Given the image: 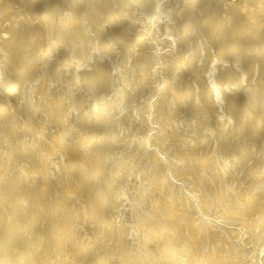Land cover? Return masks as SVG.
Wrapping results in <instances>:
<instances>
[{
    "label": "bare ground",
    "instance_id": "6f19581e",
    "mask_svg": "<svg viewBox=\"0 0 264 264\" xmlns=\"http://www.w3.org/2000/svg\"><path fill=\"white\" fill-rule=\"evenodd\" d=\"M36 1L37 0H34V2ZM54 1L55 0H53L52 2ZM161 1L162 0H118V2L122 3V5L127 4V6L121 5L122 6L121 9H118L119 14L125 15L127 17L130 16L129 18L130 23H128L130 25L127 26V27H130L133 25L132 22L135 23L136 10H137L139 14L142 15L143 17L142 20L147 21V23L151 25V28L153 30L155 26L152 23L156 22L158 15L161 14L162 12L161 6H160ZM177 1L179 2V8L177 9L178 10L177 15L173 13L174 15L172 17L168 16V19L166 20V22L168 23H171L170 20L174 18L178 20H182V24H181L182 29L180 28V30L182 31H180V33L178 32L177 34L178 35L185 34L187 30L189 31V30H192L193 28L194 29L198 28L199 25L200 26L202 25V27H204L205 30H204L203 35L198 34V32L196 31L197 34L195 36L196 37L198 36V38H194L195 39L194 40L195 52L191 55L190 61L189 59L185 60L181 58V60L184 62V63L181 62L183 64L179 65L178 61H174V62H170V64L167 65L165 68V71L167 73L166 76L168 77L170 75V76L175 77L174 79H176V82L173 81V85L171 84L169 79H167L166 81L167 89L170 90L173 86H175L176 88H178L177 89L178 91H181V90L183 91V96H180L176 93L172 94V97H176V98L171 97L172 99L170 98L169 101H165L164 104L162 103L161 105L162 108L157 107V110L155 109V111L157 114L164 116L162 117L163 120H162V123L160 124L163 125L164 127L163 130H165L166 132L168 131L169 133L168 136L164 135L161 138L162 139L163 138L166 139L167 137L175 138L174 143L176 142V145H177L175 148L176 150L177 149L178 150L174 154V157L176 158L178 157L177 160H180V159H186L185 155H187L188 156L187 161L190 160L189 158H191V161H188V164L190 165V167L194 168V170H196L197 172H198L197 169L199 166L201 167L204 166L205 168L203 172L204 175L202 176L199 174V178L202 179L203 181L206 178H208L210 180V184L214 186L213 188L216 187L217 192H218V194L216 193V195H218V197H216L217 200L220 201V200L227 199L226 206L228 205V209L226 213L225 212L223 213L224 216H220L221 218L218 217L217 220L213 221L212 223L208 221H205V223L204 221L201 222L199 226L200 227L199 229H201L200 230L201 235L197 233L199 232L197 231L198 228H194L196 229L195 231L197 235L199 234L203 238H205V236L210 238L209 236L211 235V232H213L215 235L213 236V238L209 240L210 242L207 241L208 244L205 245V240H207L206 238L201 240L200 242L201 244H199L200 237L199 235L198 236L195 235V231H194V235L192 236L189 235L190 240L188 241L190 242L187 241L186 243L187 245L185 243L183 244V242L179 243L180 240L182 241V239L184 238L182 236L184 235V231H187L189 233L190 231L192 232V230L190 229H193V228L189 229V226L187 225L184 226L183 224H180L182 220L179 221V219H182L181 216L184 217L185 215L184 212H186L185 210L191 209V207L190 206H188L187 208L182 207L183 204L186 203L185 197L179 191H176V189L174 190L171 189L173 190V192L170 194H172L173 197L178 198L177 200H180L179 205L181 206L184 212H182L179 215L175 214L174 208H172L171 206H168L166 199L162 200L163 201L162 204L166 203V204H163L165 206H163L162 209L160 206L161 203L160 204L157 203L158 200L156 198L154 201H152L155 203V205H157L158 212L162 214V218H163L162 220L160 219L161 216L159 213L158 214L160 217L156 215L155 213L156 211L152 212L154 213L153 215H151L152 213L149 214L150 211L147 213L146 210H148L147 209L148 207H146V210H145V206L143 205L146 203V201L144 202L146 195H149L151 190L153 192L156 189V186L158 185L157 182H159L163 178L162 172L160 171L161 163L158 162V159L161 158V155H156V152L154 151L147 152L146 146H144L142 142L144 141V139L140 135V131L138 128L140 122L143 120V117L147 121L149 120V115L147 114L143 115L142 108L144 106L142 105L141 100H139V98L142 97L141 92L138 91L140 92V95L137 94L136 99L132 98L133 100H129L130 91L133 87L132 83L134 84L136 82H140L138 84H139V88L141 89L142 87H145V85L148 84V82H150L148 80V77L152 71L151 69L152 66L150 62L152 61V58H153V52L150 51L149 48H144L141 50L142 52L141 54H143V56L141 57H143V59L141 58V61L140 59L137 62L135 61L134 64L136 65L134 64L129 65V63L132 62L129 60L130 57L128 59V61L130 62L121 61L124 63V65H122L123 63L121 64L122 67L120 66V69L122 71H125V70L130 71V72L133 70L135 71L134 68L132 70L131 66L133 65L137 67L138 80L140 81H137V79H134L133 76H132L133 79L132 78L125 79L124 80V83H125L124 84V87H125L124 95L121 96L119 99L117 97V99L110 100V102L106 103L109 116L115 119L114 124L124 123L125 126L124 125L122 126L128 130L122 131L123 130L122 129L117 132H115L116 130H114L115 133L113 134H112V131H109L108 138L104 140V142H102L103 143L102 146L107 147V146H110L111 144L110 147L112 148V144H114L113 145L114 147L115 146L119 147L118 149L121 155L117 152L118 151L117 147H116L117 151L115 152L112 149H111L112 151H110L106 149L105 147L107 151L103 150V152L101 153V154L104 153L102 155V160H103L102 162H104V164L103 165L100 164L102 165L101 167L97 166V164H93L94 166L96 165L97 167H91L92 165H90L91 164L90 163L89 165L91 169L89 166H86V167H89V170H88L89 172H86L85 170L86 168L84 169L81 164L82 162H79L78 160L76 161L74 165H72L71 168H74L75 171L78 170L80 172L79 175H80L81 180H77L76 178L77 182L78 183L80 182L79 184H83L84 182L87 181L85 180L87 178L85 176L87 173L90 175V177H93L92 180H95L94 182H98L99 180L96 181L98 179L97 177L101 176L102 183H101V186L98 188L99 191L97 192L98 193L97 195H99V198H100L99 201L106 202V205H104L106 210H107V206L109 205L112 206L111 203L113 204L112 206L113 208L112 207L109 208L111 209V211L108 214L110 219L106 217L104 221H100L101 223L99 225H102L101 229L104 228L103 230H105L108 235L112 233V235H110L111 237L110 241L111 239L113 241V237L120 239L123 233L125 234L126 232L128 236H130L131 239H132L131 236H133L135 237L134 239L138 240L137 243L139 244H137L136 242L135 243L139 247H136L135 248L136 250L134 249L135 251L131 250L133 248L132 246H130L131 248L126 249L127 244L122 247L120 246L121 248H120V253L118 254V258L120 259L119 263L121 264L122 263L130 264L131 262H134V264H155V263L157 264L159 260H160L159 262L160 264L161 263L163 264H227L229 259L227 258V256L224 255L225 254V250H223L224 246L227 248L228 253L230 252L229 255L231 256V260L229 261V264H243V261L240 260V255L237 252V249H236L237 246H235L231 242L227 243L224 237L228 233H226L227 231L224 230V228L219 227L221 223L223 224V221L226 220V217H239V221H240L239 227L241 228H246L247 224L251 225L250 232L244 231L248 235V238L246 241L252 244L255 250H258L260 252L259 254L261 255L259 256L260 258L258 262H256L255 260L254 262L252 261V263L253 264H264V0H244L243 2L241 1V3L239 4L237 2L235 4V2H232V0L231 1L229 0H177ZM1 2L2 1L0 0L1 16L11 21L9 22L6 20V22L10 23V26L5 27L7 28V30L5 28L3 29L6 32L9 30L7 32V35L9 34V36L0 37V93L3 92V94H6L4 96L7 97L8 95H12L15 90L22 88L21 86H19L21 76L22 75L24 76L25 72L26 74L27 73L30 74V72H27L26 68L33 69V68H37V66L39 65H43L42 63H44L47 60L49 55H51V57H54V58L58 56H54V55L52 56V54L48 52V49H43L41 47L44 44L43 42H42L43 44H40L39 42H37V45L36 46L33 45V47L31 46L32 44H29V45L22 44L23 42H21V40L24 34L22 30L31 29L30 27H32L35 24L32 22L27 23V21L25 20V19L30 18L28 13L23 12L22 10H19V11L17 10L13 12L14 9L18 8V2H20L19 0H9L7 2L3 1L4 2V3L2 2L3 4ZM26 2L28 3L30 1L26 0ZM199 3L208 4V6L209 4L212 5V11L211 12L209 11L210 13L208 12V14L205 13L206 16L203 19V22L201 20L203 10L199 8L197 10L194 9L196 6L199 5ZM56 10H57L56 4H53L51 2L50 4L47 3L41 9V13H42L43 18L45 19V23H46V26L48 27V30H52V28L55 29L56 21L54 22V19H55L54 12ZM91 11L93 12L92 17H91V20L93 22V18L94 19L97 18V10L96 8H92ZM59 19L61 20V18ZM66 19L67 18H64L65 21ZM97 21L98 20L95 19V23ZM120 22L122 23V21ZM56 25H58V27L56 28V31H57L56 33L62 32L65 30L64 26H62L63 25L62 23L57 22ZM73 25L75 24H72L71 26ZM120 25L121 24H119V26ZM41 28H43V26ZM165 28L166 30H168L171 27L169 24H165ZM73 29L74 28H72L71 30ZM28 32L27 34H29ZM67 34H70V33H67ZM242 34L243 35L245 34L247 37L245 36L242 37ZM259 35H262L263 37L260 38L258 37ZM25 36L27 37V38L25 37L26 38L25 40H27L28 36L27 35ZM98 36H99L98 34H96V36H92L89 34L88 36H85V37H82L80 35V37L77 36L78 41L74 40L72 43H69L71 41L70 39H69L70 41L67 40L69 42H67V44L65 42L64 43L66 45L69 44V46H68V49L65 50V53H68V54L71 53V56L77 55L79 57L83 56L84 54L96 56V51L98 49L100 51L104 50L105 48L111 45V41H112V40L111 41L109 40L110 38L107 35H105L107 37H105V39L103 40H99ZM31 37L33 36L31 35ZM75 37H71V39L72 38L75 39ZM138 38L140 40L142 39V36L139 35ZM172 39L173 41L171 43L173 46L180 45L181 43L189 44L188 42L189 38L188 36H186L185 38V35L183 39L182 37L178 39L177 38H172ZM25 40L24 42L27 43ZM28 40L32 41L30 39ZM63 41L64 39L62 40V42ZM56 42L55 44H58V43L61 44V41H59L58 43ZM210 42L215 43L214 49L211 51L208 50V46ZM33 44H34V41H33ZM60 44L58 45L60 46ZM138 49H140V47ZM54 51H56V47L53 48L52 52L55 53ZM114 51H115V47H114ZM135 52H134L135 55L133 57L137 58L138 53L136 52L137 53L136 55ZM125 54L127 55L126 52ZM65 58L66 57H63L59 61L57 59V63L54 66L57 68L58 72L60 68L62 67V61H64ZM135 58L131 60L134 61ZM50 61L51 60H49V62ZM65 61L68 62V60H65ZM144 61H147L148 63ZM71 62H72V65H76L77 60L73 58ZM51 63L53 62L51 61ZM197 63L199 64V66L195 67L196 69L194 70L196 71H192V73L194 74L192 75L190 72L191 67L194 68L195 64ZM214 67L218 68L216 72H213V74L210 75L208 80H203L204 78L203 76L206 74V72H208V70H211ZM71 68L73 69L72 66ZM96 71H99V70H95L94 74L97 73ZM12 72L17 73L16 77L12 76L13 75ZM58 72H57V76H58L57 78L59 79ZM94 74L92 73L91 76L90 75L87 76L84 73L82 74L81 81L83 82L84 86H86L84 88L87 89V92L89 94L88 96H90V98L87 95H85V97H88V99H86V103H84L85 99L80 100V102L78 101L79 103L78 102L76 103L77 104L76 107L78 108V110L79 108L81 109L83 107L82 105L83 103L86 104V106L88 105L87 109L83 108V110L81 109L80 113H78L79 118H81L83 121L86 120L85 122H87L89 118L90 119L93 118L94 120L98 119V117H100L99 115H101L100 108H99L100 100H98V96L94 94V88H97L95 87V84H97L96 82L97 76L96 77L93 76ZM182 74L187 75V77L184 78L183 80L181 79ZM198 80H200L199 83H198ZM56 81L54 80L55 83H57ZM75 81H76V77L74 74L72 81L70 80V83H72V85H70L71 86L70 89L76 86ZM33 86H35V84ZM108 86H111V85H108ZM59 88L61 91V87ZM140 89H137V90H140ZM60 91L58 90V92ZM58 94L61 95L62 91H61V94L60 93ZM63 96H65L64 93H63ZM56 97L57 96H55V98ZM11 98L13 101L17 100V98H14V97H11ZM79 98L82 99L83 95H82V98L78 97V99ZM87 100H89L90 102L87 103ZM54 102H57V100L55 99ZM54 102H53L54 104L53 108L55 110L54 112L56 113V116L58 117V119L62 120V118H64L65 112L69 110L70 107L68 106V104H66L65 109L67 107L69 108L63 111L61 109H58V105H57L58 102L57 103H54ZM124 104L125 106H127V108L124 106ZM72 105L75 108L74 104ZM186 106L187 108L185 109ZM123 108L124 109L126 108V109L122 111ZM180 111H182V113L179 115L178 113H180ZM11 112L12 110H11L10 104L6 102V100L3 101L0 99V119H6L8 122L9 121L11 122L10 120L11 118L7 117V116H10ZM167 114H168V117H166ZM169 116L170 117L174 116V117L170 119ZM180 116H183V117L179 119ZM119 118L122 119V122L118 121ZM103 119L105 120L104 117ZM159 121L160 120H158V122ZM20 122L22 121L20 120ZM105 122L106 121H104V123ZM189 122H191L192 128L186 127V125L187 126L189 125ZM80 124L81 126L83 124L84 126L85 125L87 126L86 123H83V124L80 123ZM117 125L118 124L114 125L115 129L117 128ZM82 129H83V126H82ZM92 130H94V128ZM193 130L194 132H192ZM22 131L25 134L24 127ZM134 136H138L140 139L142 138L140 141L142 145L137 143L136 141L137 139L134 138ZM10 137L12 136L10 135ZM1 138L2 137L0 136V141H1ZM13 138L15 139L14 136ZM217 138L219 139V141L217 140ZM84 139L86 138L80 139L79 142ZM132 139L135 140L134 143ZM210 139L213 142L216 141L214 142V144L218 146L217 148H219L221 156H219L218 160L216 158L215 159L212 158L213 155H210V157L206 156L202 160V164L199 165L198 159L201 160V157H200L201 152L199 151L201 150L200 147L202 144H208L209 143L208 141H210ZM115 140L117 141L113 142ZM218 142H220V144H218ZM170 144L172 143L165 141L163 145H160V149L163 155L167 154L166 149L168 148V145ZM19 145H20L19 147L20 149L19 148L18 149L20 150L21 156L24 158L25 157L30 158V162L28 163V161H26L27 163H23L21 168L19 170L17 169V172L16 173L14 172L13 175L10 174L11 176L9 175V177L4 180V183L0 182V264H53L54 259H56L55 257L60 253L58 250L60 247L54 244V238H56L55 237L56 232L54 230V227L56 228L57 226H59L55 222V220L57 218L56 213H59L61 209V207H59L57 210L54 204L60 201V203L65 205L66 201L68 202L70 201L66 198V194H64L65 200H64L63 195L60 193H59L60 195L59 198H57L58 196H57L56 191L52 189L50 185H48L50 182L48 180V173L45 171L44 157L41 154H38L37 152H35V149L30 144V142H22L21 140ZM224 145L226 146L225 148L222 147ZM220 146L222 149L220 148ZM96 148L97 147L95 148L93 147L94 150ZM175 148H172V149L174 150ZM209 148L211 149L213 147H210L209 145ZM203 150L205 151V149ZM96 151L95 153H92V154H96ZM151 153L153 154L152 156H150ZM84 154L83 156H85ZM86 154H88V152ZM138 154L141 155V157L138 156ZM80 157H82V154L80 155ZM93 157L96 158L95 156ZM91 158L92 157H90V159ZM139 158H141V161H139ZM224 160H226V162L227 161L230 162L229 165H234L235 167H223L224 164H222V161ZM249 160L250 162L253 160L252 164H249L250 162L246 163V161H249ZM96 163H98V161ZM99 163H101V160L99 161ZM219 164H221L222 168L224 169V174H220L218 172ZM186 166L188 167V165ZM240 166H244L245 171L247 173L244 171V168H241ZM1 167L3 169L5 166L3 165ZM68 167L69 166L67 165L64 168L65 171L69 170L68 172H70V170H73V169H68ZM213 167L217 169H214ZM227 168H229V172L231 171V168H235L234 173H230L227 176H225ZM242 169L246 173L247 177L245 178L248 179L247 181L248 185L239 187L240 185L236 183V180L237 179L240 180V178L239 177L236 178L235 175L239 176L240 173L242 172L240 170ZM215 170L216 172H213ZM77 175H78V172L76 174V177ZM217 177H219V180H217ZM129 178H131L132 181L130 182L128 181L129 183H127L126 179H129ZM233 178H236V179L232 180ZM221 179H223V182L221 181ZM88 180L90 181V179ZM200 183L195 182L194 184H196L197 186H200L198 185ZM205 183L209 184V181ZM201 184L203 185L204 182ZM89 185L94 187L93 186L94 184L92 185L91 183H89ZM223 186L225 187V189ZM66 187L67 186H65V190L70 191L71 193H73V191L76 189L78 190L77 183H76V187L75 185L74 187L72 185L68 187L67 189ZM84 187L86 188V186ZM205 187H207V189L209 190L208 186H205ZM95 188H92V190L89 192L95 195L96 193L94 190ZM93 190L95 193H93ZM167 190L171 192L170 188H167ZM202 190L203 189H201L200 195L203 197V200H204L203 206H205V204L208 203V204H211V208H213V203L210 202L212 198L209 197L210 196L209 194H207L209 198L206 197L205 196L206 194L204 195ZM80 191L79 193H81ZM86 191L87 190L83 192L87 194L88 192ZM96 191H97V188H96ZM213 191H215V189ZM83 192L81 194H83ZM153 193H155V191ZM86 194L85 196L84 195L83 196L86 197ZM212 194L215 195L214 193H211V195ZM89 195L87 194V196ZM154 196L156 195H153V197ZM148 198L150 200V196H148ZM150 202H149V205L152 204ZM73 203L75 202H72V204ZM124 203H127V204H125V206L124 205L122 206V204ZM80 204H82V202ZM89 204L88 206H85L83 204V206L89 208ZM152 206L154 205L152 204ZM202 209L205 210L206 207L205 208L203 207ZM258 209L260 213L259 216L256 218H253L258 213L257 211ZM48 210L53 213V216H50V219L52 221L48 220L49 224L46 225L45 230H42L43 227L40 226L41 223H39V221L41 220L40 218H44L46 216V212ZM150 210H152V208H150ZM167 210H170V211H167ZM213 210H215V208H213ZM67 211L68 210H66V212ZM74 212H78L80 216L82 215L81 207L77 205L76 203L70 209L69 213H67V215L73 214ZM127 213L129 214V216L132 215V217L134 216V218L138 220L139 218L141 219L143 218V219L142 220L140 219L139 222L138 221L135 222L136 220H134V222L131 224L125 223L126 221L122 223L121 221L122 215L123 214L125 215ZM212 213H215V212H211V214ZM99 214H103V210L102 211L99 210ZM154 215H156V217H154ZM172 215H175L176 218L170 219ZM66 217L67 216L65 215V218ZM157 217L159 218V220ZM152 218H154L153 222L156 220L157 222L152 224V221H150L151 222L150 224L148 222V219H152ZM129 220H131V218ZM117 221H120V225H122L123 230L119 229V226H117L116 224ZM183 221L184 223L186 222V220H183ZM62 225H63V222H62ZM66 226L67 224L64 226V228ZM61 229L62 228H60V231ZM37 230L43 231L42 242L40 240V236H37V232H38ZM215 230H217L218 232ZM102 234H103V231H102ZM29 236H31L29 243L27 241L25 243V240L28 239ZM128 236H125V238H127ZM179 236H182L183 238L180 237L181 238L180 239ZM67 237H70V236H67ZM71 237H74V236L72 235ZM68 239L69 238H67V240ZM128 239L129 237L127 238V240ZM134 239L132 241H136ZM178 239H180L179 242L176 241ZM115 242L114 244L118 243V242L116 243ZM130 242L131 241H129L128 243ZM125 243H122V244H125ZM132 243L134 246V242ZM63 244L64 243H62V245ZM194 245L196 247H194ZM117 246L118 244L116 245L115 248H117ZM147 246L149 247L150 250L147 249ZM108 247L110 248L111 246L109 245ZM110 249L113 250V248H110ZM155 250H157V252ZM187 250H190V253L187 252ZM70 251H71V248H70ZM213 251L215 252L213 253ZM110 252L112 251H109V254ZM113 252H115L116 254L115 250ZM224 256L226 257L225 259H227V262L224 259ZM246 257H248V254H246ZM62 259L61 261L57 260L58 262L55 264H64L66 261L65 259L63 260ZM105 259L100 258L97 264H106Z\"/></svg>",
    "mask_w": 264,
    "mask_h": 264
},
{
    "label": "rangeland",
    "instance_id": "374dc122",
    "mask_svg": "<svg viewBox=\"0 0 264 264\" xmlns=\"http://www.w3.org/2000/svg\"><path fill=\"white\" fill-rule=\"evenodd\" d=\"M1 1L7 2L9 0H1ZM19 1L20 2H18V8L14 9L13 12L17 11V10L18 11L22 10L23 12L28 13L30 18L25 19V20L27 21V23L32 22L35 24L32 27H30L31 29L22 30L24 32L22 40L20 39L21 42H23L22 44H24V45L32 44L31 46L33 47V45L34 46L37 45V42H39L40 44L44 43L41 47L43 49H48V52L50 54H52V56L54 55V56H58V57L54 58V57H51V55H49L47 60L44 63H42L43 65H39V66H37V68H33V69L26 68L27 72H30V74H28V73L26 74V72H25L24 76L23 75L21 76L19 86H21L22 88L15 90L12 95H8L7 97H5L4 95H6V94H3V92L0 93L1 94L0 99L3 101L6 100V102H8L10 104V107L12 110L10 116H7L8 118H11L10 119L11 122L10 121L8 122L6 119H0V136L3 138V140L1 138V141L2 142L4 141L3 143L0 141V144L2 143L0 145V150H1L0 151V164H1L0 165V168H1V170H0V172H1L0 173V182L4 183V180L6 178H8L10 174L13 175L14 172L16 173L17 169L19 170L21 168V166L23 165V163H27L26 161H28V163L30 162V158L25 157L26 158V160H25V158L21 156V153L19 150L20 149L19 143L21 140H22V142H30V144L34 147L35 152H37L38 154H41L44 157L45 171L48 173V180L50 182L48 185H50V187L56 191L57 196H58L57 198H59V196H60L59 193H60L63 195L64 200H65L64 194H66V198L70 201V202L66 201V203H67V204L65 203L66 206L63 205L62 203H60V201L54 204V206L56 207L57 210L59 207H61L59 213H56L57 216L55 214V216L59 219V221L56 218L55 222L63 230L61 229V231H60L59 226H57L56 228L54 227V230L56 232V236H55L56 238H54V244H56V246L60 247L58 249L60 253L57 255L58 257L57 256L55 257L56 259H54L53 264L57 263L58 261H61L62 258L65 259V261H66L64 264H97V262L99 261L100 258L105 259L106 257H107L105 259L106 264H121V263H119L120 259L118 258V254L120 253V248L122 246H125L127 244L126 249L131 248L130 246H132L133 248L131 250H134L136 247H139L137 245V244H139V243H137L138 240L134 239L135 237H133V236H131L132 237V239H131L130 236H128L127 232L125 234L123 233L122 237L125 238V236H128L129 239H131V240H129V239L127 240L128 237L125 239L122 237L120 239L113 237V241L115 242L118 239L116 241L118 243L115 242L116 244H114L112 239H111L112 242L110 241V238H111L110 235H112V233H110V235H108L107 232L105 230H103L104 228L101 229L102 225H99L101 223L100 221H104L106 217H108L110 219L108 214L111 211V209H109V208H111L113 206V204L111 203L112 206H110V205L107 206V210H106V208L104 207V205H106V202L105 201H99L100 198H99V195H97L98 194L97 192L99 191L98 188L101 186V183H102L101 176L97 177L98 179L96 181L99 180L98 182H94L95 180H92L93 177H90V175L87 173L85 176L87 178L89 176L88 179H90V181L86 178L85 179V180H87L86 182H84L83 184H79L80 182L78 183L77 180H81L80 175H79L80 172L78 170H76L78 172V175L76 177L77 172L75 171L74 168H71V167H72V165H74L76 163V161L79 160V162H82L81 163L82 167L84 169L86 168L85 169L86 172H89L88 170H89L90 165H92L91 167H97V166L101 167L104 164V162H102L103 161L102 155L104 153L101 154L103 152V150L108 149L110 151L113 150L115 152V151H117L116 147H117V149L119 148L118 146L114 147L113 146L114 144H112V148L110 147L111 144H110V146H107V147L105 146L106 149L104 146H102V144H103L102 142H104V140H106L108 138V132L109 131H112V134H113V133L120 131L122 129H123L122 131L128 130L122 126V125H124V123H116L119 126L117 125V128L115 129V127H114V125H116V124H114L115 119L113 117L109 116L106 103L110 102V100L117 99V97L119 99L121 96L124 95V90H125L124 89L125 88L124 87V84H125L124 80L125 79H127V78L130 79L133 76L134 79H137V81H140V80H138L137 67L136 66H133V65L131 66L132 70L134 68L135 71L134 70L133 71L136 73H134L133 71H131V72L126 71V70L122 71L120 69V66L122 67V65H124V63L121 61H128L129 57H130L129 60L132 61V62L128 61V62H130L129 65L134 64L135 61L137 62V61H139V59L141 61V58L143 59V57H141V56H143V54H141L142 53L141 50L144 48H149V50L153 52V58H152V61L150 62L151 66H152V68H151L152 71L148 77V80L150 82H148V84H146L145 87H142L141 89L139 88V84H138L140 82H136L137 84L132 83L133 87L130 91L129 100H133L132 98L136 99L137 94L140 95V92H141L142 97L140 96L141 98H139V100H141V103L144 106L142 108L143 115L144 114L149 115V120L147 121L143 117V120L140 122L138 128L140 131V135L144 139V141H142V142H143L144 146H146L147 152L148 151L149 152L154 151V152H156V155H161V158L158 159V162L161 163L160 164V171L162 172V176H163V178L159 182H157L158 185L156 186V189L155 190L153 189L155 191V193H153L154 191L152 192V190H151V192H150L151 194L149 193V195H146V197L144 199V202L146 201V203L143 204L145 206V210H146V207H148L147 208L148 210H146V211H147V213L150 211L149 214H151L153 211H156L155 212L156 215L159 216V214H160V216H161L160 219L162 220L163 219L162 214L160 212H158L157 205H155V203L152 201H154L156 198L158 200V202H157V200H156V202L159 204L161 203L160 206L162 209L163 206H165L163 204H166V203L162 204V202H163L162 200L166 199L168 206H171L172 208H174L175 214L179 215L182 212H184L182 210L181 206L179 205L180 200H177L178 198L173 197L172 194H170V193H172L173 190L176 189V191H179L181 194H183L185 197L186 203L183 204L182 207L187 208L188 206H190L191 209H186L185 210L186 212H184V214H185L184 217L181 216L182 219H179V221L182 220V222H180V224H183L184 226L185 225L189 226V229L193 228V229H190V230H192L193 233L191 231L189 233L187 231H184V235H182V236L185 239L182 236H179V238L181 237L184 240L182 239V241H181L180 240L181 238L176 240L177 242H179V240H180L179 243L183 242V244L184 243L186 244L187 241L190 240L189 237L194 235V231L196 230L194 228H198L197 231H199V232H197V233H199L201 235V233H200L201 229H199L201 222L204 221V223H205V221H208V222L212 223L213 221L217 220L218 217L224 216L223 213L224 212L226 213V211L228 209V205L226 206L227 199L220 200V201L217 200L216 197H218V195H216V193L218 194V192H217L216 187L213 188L214 186H212L210 184V180L208 178H206L204 181L199 178V174L202 176L204 175V173H203L205 170L204 166H202V167L199 166L197 169L198 170V172H197L196 170H194V168L190 167V165L188 164V161H191V158H189L190 160L187 161V159H188L187 155H185L186 159H180V160H177L178 157L177 158L174 157V154L178 150V149L176 150V148H175L177 146L176 142L174 143L175 138H171V137H167L166 139L161 138L164 135L168 136L169 133H168V131L166 132L165 130H163L164 127H163V125L160 124V123H162V120H163L162 117H164V116L157 114L155 111V109L157 110V107L162 108V106H161L162 103L164 104L165 101H169L170 98L172 97V94L176 93L180 96H183V91L182 90L178 91L177 90L178 88H176L175 86H173L170 90L167 89V86H166L167 79H169V81L171 82L172 85H173V81L176 82V79H174L175 77L170 76V75L167 77L166 76L167 73L165 71V68L167 65L170 64V62H174V61H178L179 65L183 64L184 62L181 60V58H183L185 60L189 59V61H190L191 55L195 52V48H194V40L195 39L194 38H198V36L196 37L195 35L197 34V32H198V34L203 35L205 28L202 27V25L201 26L199 25L198 28H195V29L193 28L192 30H189V31L187 30L185 32V34L178 35L177 33L178 32L180 33V31H182V30H180V28L182 27V25H181L182 20H178V19L174 18L172 20H174L175 22L172 20H170L171 23L166 22V20L168 19V16L172 17L174 14L177 15V12H178L177 9L179 8V2L177 0H162L161 1L160 6H161L162 12H161V14L158 15L156 22L152 23L155 26V28L153 30L151 28V25L149 23H147V21L142 20L143 17H142V15L139 14V12L137 10H136L135 23L132 22L133 25L130 27H127L130 25V24H128V23H130V20H129L130 16L127 17L125 15H121V14H119V10H118V9H121V7L123 5L127 6V4L122 5V3H119L118 0H55L54 2H52L53 0H43V1L37 0L36 2H34V0H29L30 2H28V3L26 2V0H19ZM31 1H33V2H31ZM229 1H231V0H229ZM241 1L243 2L244 0H232V2H235V4H236V2L239 4V3H241ZM46 2L48 4H50V2L53 4H56L57 10L54 12V17H55L54 22L56 21V24H57V22L62 23L63 24L62 26H64V28H65L64 31L58 32L59 35H58V33H56L57 32L56 28L58 27V25L55 24V29L52 28V30H48V27L46 26V23H45V19L42 16L41 9L43 8V6H45L47 4ZM92 8H96V10H97V18H95V19H97L98 21L96 23H95L94 18H93V22L91 20L92 13H93L91 11ZM198 8L203 10L204 14L202 13V19H201L203 22V19L206 16L205 13L208 14L209 11L210 12L212 11V5L209 4V6H208V4L199 3V5L196 6L194 9L197 10ZM59 18H61V20H63V21H61ZM64 18H67L66 21L64 20ZM121 18H122V20H121ZM4 19L5 18H3V16H1V13H0V37L1 36H3V37L9 36V34L7 35V32L9 30L6 32L3 29L6 26L7 27L10 26V23L6 22V20L9 22H11V21L8 19H5V21H4ZM115 20H117L118 22ZM119 20L122 21V23ZM26 21H25V23H26ZM176 21H178V22H176ZM71 23L75 24V25L71 26L72 25ZM6 24H8V25H6ZM69 24H70V26H69ZM119 24H121V25L119 26ZM165 24H169L171 28L166 30ZM42 26H43V28H41ZM173 27H175V28H173ZM72 28H74L76 30V32L74 29H73L74 31L71 30ZM5 29L7 30V28H5ZM2 31H4V32H2ZM5 32H6V34H5ZM27 32L29 34H27ZM30 32L33 34H31ZM72 32H73V34L74 33L75 34L77 33V34L76 35L74 34V36H73ZM67 33H70V34H67ZM78 33H80V34H78ZM89 34L92 36H96V34H98L99 40H103V39H105V37L109 36V38H110L109 40L110 41L112 40L111 45H110L111 48L109 46V47H107L109 49L105 48L102 51H100L98 49L96 51V56L84 54L83 56L79 57L77 55L71 56V53H69V54L65 53V50H67L68 46H69V44L66 45L67 42H69L70 40L71 41L69 43H72L74 40L78 41L77 36L80 37V35H81L82 37H85V36H88ZM25 35H27L28 39H30L32 41H29L28 39L25 40L27 38ZM31 35L33 37H31ZM62 35H63V37H62ZM105 35H107V36H105ZM139 35L142 36V39H140V40L138 38ZM184 35H185V38H186V36H188L189 44L188 43H186V44L181 43L180 45H177V46L172 45V43H171L173 41L172 38L178 39V38L182 37V39H183ZM19 36H20V34H19ZM244 36L247 37L245 34L244 35L242 34V37H244ZM71 37H75V39L72 38L73 39L72 40ZM258 37L262 38L263 36L259 35ZM55 39L58 42L61 41V44L56 42ZM61 39L62 40L64 39V41L62 42ZM24 40L27 43H25ZM41 40H43V41H41ZM67 40H69V41H67ZM33 41H34V44H33ZM55 42L60 44V46L58 44H55ZM214 46H215V43L210 42L209 46H208V50L209 51L213 50ZM55 47H56V51H54L55 53H53L52 50ZM114 47H115V51H114ZM139 47H140V49H138ZM106 50H108V51H106ZM135 51L138 53V55ZM125 52L127 53L128 57L125 54ZM134 52L136 53L137 58L133 57L135 55ZM43 54H41V55H43ZM62 56L66 57L65 60H68V62H66L65 60L62 61V67L60 68V70L58 72L57 68L54 65L57 63V59L59 61L63 58ZM60 57H62V58H60ZM73 58L75 60H77L76 65H72L71 60ZM133 58H135L134 61L131 60ZM206 58H204V59H206ZM122 59H124V60H122ZM49 60H51L53 63H51V61L49 62ZM144 62L148 63L147 61H144ZM181 62H183V63H181ZM134 65H136V64H134ZM71 66L73 67V69L71 68ZM196 66H199V64L198 63L195 64L194 68L191 67L190 72L192 75H194L192 73V71H196V70H194V69H196L195 68ZM95 67L98 69H96ZM43 68H44V70H43ZM217 69L218 68L214 67L211 70H208L209 74H208V72H206V74L203 76L204 77L203 80H208L210 75L213 74V72H216ZM91 70H92V72H91ZM95 70H99V71H96L97 75L94 74ZM57 72L59 74V79L57 78L58 77ZM12 73H13L12 76L16 77L17 73L16 72H12ZM69 73H70V75H69ZM83 73L86 74L87 76L88 75L91 76L92 73L94 74L93 76H95V77L97 76L96 77L97 84H95V87H97V88H94V94L97 95L98 100H100L99 108H100V112H101V113L99 112L101 115H99L100 117H98V119L94 120L93 118L92 119L89 118V120H87V122H85L86 120L83 121L78 116L79 115L78 113H80L81 109L83 110V108H86V109L88 108L87 107L88 105L86 106V104H84V103H86V99H88V97L90 98V96H88L89 94L87 92V89L84 88L86 86H84L83 82L81 81ZM129 73H131V74H129ZM74 74L76 77V81H75L76 86L74 88L70 89V87H71L70 85H72V83H70V80L72 81ZM123 74H125V75H123ZM60 76H61V78H60ZM181 76H182L181 77L182 80L187 77L186 74H182ZM66 78H68V79H66ZM52 79H53V81H52ZM54 80L55 81L57 80L56 81L57 83H55ZM51 82L53 83V85ZM199 82H200V80H198V83ZM179 83H180V81H179ZM34 84L36 87L33 86ZM108 85H111V86H108ZM122 85H123V87H122ZM59 87H61L62 94H61ZM137 89H140V90H137ZM58 90L60 92H58ZM134 91H135V93H134ZM138 91H140V92H138ZM58 93H60L62 96L59 95ZM63 93L65 94V96H63ZM82 95H83V98H82ZM85 95H87L88 97H85ZM55 96H57V97L55 98ZM11 97L17 98V100L13 101ZM78 97H81L82 99H80V98L78 99ZM76 98H77V100H76ZM172 98H176V97H172ZM55 99L57 100L58 103L54 102ZM84 99H85V102L82 104L83 107L81 109L79 108V110H78V108L76 107L77 106L76 103L78 101L80 102V100H84ZM89 100H91V99H89ZM89 100H87V103L90 102ZM53 102L57 103L58 109H61L63 111H65L66 109H68L70 107L69 110H67L65 112L64 118H62V120L58 119V117L56 116V113L54 112L55 110L53 108V106H54ZM69 103L71 104V106ZM66 104H68L69 107H67L65 109ZM72 104H74L75 108L73 107ZM124 106H125V104H124ZM125 107L127 108V106H125ZM186 108H187V106L185 107V109ZM125 109L123 108L122 111ZM74 112H76V113H74ZM181 113H182V111H180V113H178V114L180 115ZM103 117L105 118V120L103 119ZM166 117H168V114L166 115ZM173 117L174 116L170 117V119H172ZM182 117L183 116H180L179 119H181ZM20 120L22 122H20ZM158 120H160V121L158 122ZM104 121H106V122L104 123ZM118 121L122 122V119L119 118ZM15 122H16V124H15ZM80 123H82V124L86 123L87 126L86 125L84 126V124H83L82 125L83 129H82V126ZM184 125H186V124H184ZM23 127L25 128V134L22 131ZM186 127L192 128L191 122H189V125L188 126L186 125ZM77 128H79V129H77ZM93 128H94V130H92ZM77 130H78V132H77ZM114 130H116V131L114 132ZM20 131H21V133H20ZM161 131L163 134L161 133ZM192 132H194V130ZM10 135L12 137H10ZM13 136L15 137V139L13 138ZM83 138H86V139L79 142V140L83 139ZM134 138L137 139L136 140L137 143L142 145V143H140L142 138L140 139L138 136H134ZM217 140L219 141L218 138H217ZM116 141L117 140H115L113 142H116ZM132 141H133V143L135 142V140H133V139H132ZM165 141H168L169 143H172L173 145L170 144L172 147L170 145H168V148L166 149L167 154L163 155L161 152V149H160V145H163ZM208 142H209L208 144H202L200 147L201 150H199V151L201 152L200 153L201 160L198 159L199 165L202 164V160L206 156L210 157V155H213L212 158H214V159L216 158L217 160L219 159V156H221L220 150H219V148H217L218 146H216L214 144V142H216V141L213 142L210 139V141H208ZM218 144H220V142H218ZM132 145H134V144H132ZM209 145H210V147H213V148L210 149ZM93 147L94 148L97 147V148L94 150ZM103 147H104V149H103ZM139 147H140V145H139ZM222 147L225 148L226 146L224 145ZM172 148H175V149L173 150ZM220 148H221V146H220ZM185 149H183V150H185ZM203 149H205V151ZM18 150H19V152H18ZM82 150H83V152H82ZM91 150H93V151H91ZM99 150H100V152H99ZM209 150H210V152H209ZM95 151H96V154H92V153H95ZM106 151H104V152H106ZM17 152H18V154H17ZM87 152H88V154H86ZM90 152H91V154H90ZM98 152L100 153V155ZM117 152L121 155V153L119 152V149ZM81 154H82L83 158L80 157ZM83 154L85 156H83ZM92 155L95 156L96 158H94ZM152 155L153 154L151 153L150 156H152ZM38 156H40V155H38ZM138 156L141 157V155H139V154H138ZM90 157H92L91 158L92 160L90 159ZM2 158H3V160H2ZM4 158H5V160H4ZM85 158H86V160H85ZM82 159H84V160H82ZM100 160H101V163H99ZM250 160L246 161V163H249ZM4 161H5V163H4ZM16 161H17V163H16ZM97 161H98V163H96ZM139 161H141V158H139ZM228 161L227 162H226V160L222 161V164H224L223 167H235L234 165H229L230 162H228ZM252 161L249 164H252ZM185 163H186V165H188V167L185 165ZM190 163H192V162H190ZM93 164H97V166L96 165L94 166ZM100 164H102V165H100ZM3 165L5 167L2 169L1 166H3ZM30 165H31V163H30ZM67 165L69 166L68 169H73L74 171L70 170V172H68L69 170H66L67 171L66 172L64 168ZM179 165L181 166V168ZM86 166H89V167H86ZM244 166H240V167L244 168ZM31 167H33V166H31ZM91 167H90V169H91ZM213 168L217 169L215 167H213ZM234 169L235 168H231V171L229 172V168H227L225 176H227L230 173H234V171H235ZM155 171H157V170H155ZM240 171H242V172L240 173L239 176L235 175L236 178L237 177L240 178V180L239 179H237L238 181L236 180V183L238 185H240L239 187L247 186L248 185V183H247L248 179L245 178V177H247L246 176L247 172L245 171V168H244V171L246 173L243 171V169ZM213 172H216V170ZM218 172L220 174H224V169L222 168L221 164H219ZM76 178H77V180H76ZM236 178H233L232 180H235ZM94 179H96V178H94ZM217 180H219V177H217ZM128 181L130 182V181H132V179L131 178L126 179L127 183H129ZM201 181H203L204 184H206L205 182L209 181L210 185L208 183L206 185H204V184L202 185L201 183H203V182H201ZM221 181L223 182V179H221ZM195 182L196 183L201 182L200 184H198L200 186H197L196 184H194ZM76 183H77L78 190L80 191L82 189L80 191L81 193L83 191L85 192V190H87L86 192H88L87 194L89 195V194H91L89 191H91L92 188H95V187L97 188V191L95 188L94 190L96 193L93 190V193H95V195L91 194L93 196H91V195L87 196V194L84 192H83V194L79 193V191L77 189L74 190L73 193L65 190V186H67L66 189L72 185H73V187H74V185L76 187ZM89 183H91L92 185L94 184L93 185L94 187L90 186ZM98 183H100V184H98ZM95 185H97V186H95ZM84 186H86V188ZM201 186H202V188H201ZM205 186H208L209 190ZM167 188H170V190L171 189H173V190H171V192H170V191H168L169 189L167 190ZM201 189H203L202 192L204 195L206 194L205 195L206 197H208L207 194L210 195L209 197L212 198V200L210 202L213 203V208H215V210H213V208H211V204L206 203L205 206H203L204 200H203V197L200 195ZM204 189H205L206 193H205ZM214 189H215V191H213ZM224 189H225V187H224ZM231 192H233V191H231ZM152 193H153V195H156V196L153 197ZM211 193H214L215 195H213V194L211 195ZM85 194H86V197H84ZM95 196H96V198H95ZM148 196H150V200H149ZM84 198H86L88 202ZM72 202H75L77 205H79L81 207V210H82L81 216L78 214V212H74L73 214L67 215V213H69V211L73 207V205H75V203L72 204ZM81 202H82V204H80ZM149 202L152 203L154 206H152V204L149 205ZM83 204L85 206H88V204H89V208L83 206ZM125 204H127V203L122 204V206L123 205L125 206ZM67 205H68V207H67ZM149 206H151V207H149ZM202 206L204 208L206 207V209L203 210ZM150 208H152V210H150ZM104 209H105V211H104ZM66 210H68V211L66 212ZM99 210H101V211L103 210V214H99ZM167 211H170V210H167ZM257 211H258V213L253 218H256L259 216V214H260L259 209ZM205 212H207V213H205ZM211 212H215L216 214L215 213L211 214ZM153 214L154 213H152L151 215H153ZM65 215L67 216L66 218H65ZM99 215H101V216H99ZM123 215L121 218L122 223H124L126 221L125 223L131 224L134 222V220H136L135 222H137V221L139 222V220L141 219L138 217L139 218V220H138V219L134 218V216L132 217V215H130L131 216L130 217L128 213L125 214L124 216ZM156 215H154V217H156ZM50 216H53V213L48 210L46 212V216L44 218H40L41 220L39 221V223H41L40 226L43 227L42 230H45L46 225L49 224V221H52L50 219ZM102 216H103V218H102ZM129 217L131 218V220H129L130 219ZM67 218H69V219H67ZM95 218H96V220H95ZM174 218H176V216L172 215L170 219H174ZM60 220L63 222V225H62V222ZM153 220H154V218L148 219V222L150 224H151L150 221H152V224L157 222V220L154 222H153ZM158 220H159V218H158ZM183 220H186V222L184 223ZM127 221H129V222H127ZM239 222H240L239 217H226V220L223 221V224L221 223V225L219 226V227L224 228V230L227 231L226 233H228V234H226L224 239L227 241V243L231 242L235 246H237L236 249H237L238 254L240 255V260L243 261V264H253L252 261L254 262L255 260H256V262H258L259 258H260L259 256H261L259 254L260 252L258 250H255V248L252 246V244H250L246 241L248 238V235L244 232V231L250 232L251 231V225L247 224L246 228H241V227H239ZM66 224L68 227L66 226L65 227L66 229H65L64 226ZM116 224H117V226H119L120 230H123L122 225H120V221H117ZM190 225H191V227H190ZM42 230H39V231L37 230L38 231L37 236H40L41 242H42V234H43ZM64 231L66 233L67 232L68 233L66 234ZM102 231H103V234H102ZM215 231H217V230H215ZM70 233H72V234H70ZM197 233L195 231V235H197ZM64 235H65V237H64ZM72 235L74 237H71ZM106 235H108V236H106ZM200 235H199V237H200L199 238L200 239L199 244H201L200 243L201 240L206 238L207 239V240H205V245H206V244H208V242H210L209 240L211 238H213V236L215 234L213 232H211V235L209 236L210 238H208L207 236H205V238H203ZM67 236H70V237H67ZM30 237L31 236L28 237L29 240L28 239L25 240V243H26V241L29 243ZM106 237H107V239H106ZM67 238H69V239L67 240ZM73 239H74V241H73ZM133 239L136 241H132ZM107 240H109V241H107ZM69 241L72 245L69 243ZM71 241H73V242H71ZM102 241L105 243H103ZM129 241H131V242L128 243ZM78 242H79V244H78ZM120 242H122V243L126 242V243L122 244ZM132 242H134V246H133ZM188 242H190V241H188ZM57 243H58V245H57ZM62 243H64V244L62 245ZM106 243H108V244H106ZM117 244H118V246H117V248H115ZM128 244H129V246H128ZM109 245L111 246L110 248H113V250L108 247ZM74 246H75V248H74ZM194 247H196V246L194 245ZM70 248H71V251H70ZM104 248H105V250H104ZM223 248H224L223 250H225L224 255L227 256V258L230 261L231 260V256L229 255L230 252L228 253L227 248L225 246ZM147 249L150 250L148 246H147ZM114 250L116 251V254H115V252H113ZM109 251H112V252H110V254H109ZM155 251L157 252V250H155ZM64 252H65V254H64ZM187 252L190 253V250H187ZM214 252L215 251H213V253ZM62 254H63V256H62ZM106 254H108V255H106ZM246 254H248V257H246ZM96 256H98V257H96ZM225 256H224V259L226 258ZM75 259H77V260H75ZM225 260L227 262V259H225ZM229 261L227 264H229ZM159 262H160V260L157 262V264H160ZM130 264H134V262H131ZM161 264H163V263H161Z\"/></svg>",
    "mask_w": 264,
    "mask_h": 264
}]
</instances>
